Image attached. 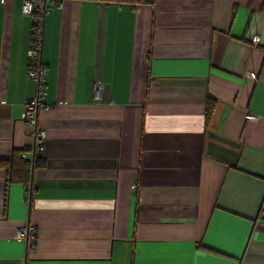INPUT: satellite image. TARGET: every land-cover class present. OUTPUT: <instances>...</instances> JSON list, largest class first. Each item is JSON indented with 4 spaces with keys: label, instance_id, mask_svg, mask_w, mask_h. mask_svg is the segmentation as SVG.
<instances>
[{
    "label": "crops",
    "instance_id": "crops-1",
    "mask_svg": "<svg viewBox=\"0 0 264 264\" xmlns=\"http://www.w3.org/2000/svg\"><path fill=\"white\" fill-rule=\"evenodd\" d=\"M20 5L0 3V159L29 171L0 168V264H264V0L53 7L35 147Z\"/></svg>",
    "mask_w": 264,
    "mask_h": 264
},
{
    "label": "built area",
    "instance_id": "built-area-1",
    "mask_svg": "<svg viewBox=\"0 0 264 264\" xmlns=\"http://www.w3.org/2000/svg\"><path fill=\"white\" fill-rule=\"evenodd\" d=\"M65 0H21L20 10L29 21L28 47L26 50V74L34 82L35 92L23 102L21 112L22 122L29 128V134L34 139V147L45 140V131L37 124V113L40 109L47 108L46 101V65L41 60V41L43 20L53 7H60ZM4 0H0L3 3ZM102 83L97 81L92 86L93 97L98 99L102 90ZM253 118V116H251ZM15 238L25 243L26 255L34 252L36 245V232L30 224L16 228Z\"/></svg>",
    "mask_w": 264,
    "mask_h": 264
},
{
    "label": "trees",
    "instance_id": "trees-1",
    "mask_svg": "<svg viewBox=\"0 0 264 264\" xmlns=\"http://www.w3.org/2000/svg\"><path fill=\"white\" fill-rule=\"evenodd\" d=\"M217 102L212 98H207L205 102V125L209 126L210 120H212L214 111L216 109ZM21 151H19L20 153ZM18 151L13 150L11 157L8 159H0V168L9 172L11 180H19L22 183L27 182V173L29 171V165L27 160L19 156Z\"/></svg>",
    "mask_w": 264,
    "mask_h": 264
}]
</instances>
